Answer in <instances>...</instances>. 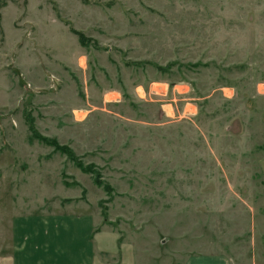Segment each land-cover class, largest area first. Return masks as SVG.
Wrapping results in <instances>:
<instances>
[{"label":"rangeland","instance_id":"rangeland-1","mask_svg":"<svg viewBox=\"0 0 264 264\" xmlns=\"http://www.w3.org/2000/svg\"><path fill=\"white\" fill-rule=\"evenodd\" d=\"M56 220L91 264H264V0H0V255Z\"/></svg>","mask_w":264,"mask_h":264},{"label":"crops","instance_id":"crops-1","mask_svg":"<svg viewBox=\"0 0 264 264\" xmlns=\"http://www.w3.org/2000/svg\"><path fill=\"white\" fill-rule=\"evenodd\" d=\"M43 222L46 230L38 231L31 244L27 243L29 238L25 243L21 238V227L24 229L25 227L21 224L20 227L15 226L11 234L13 243L8 245L6 250L5 248L1 250L4 251V254L0 255V264H59L60 256L63 263L69 264L70 261L71 264H75L77 253H80V257L77 259L76 264H91V249L86 238L79 239L76 242L72 240L67 246H60L58 242L59 232L67 233L66 229L60 230L57 220L55 222ZM130 255L133 261L130 263L125 262V264H137L133 251ZM120 264H123V261H120ZM181 264H228V262L217 255L195 254L185 257Z\"/></svg>","mask_w":264,"mask_h":264}]
</instances>
